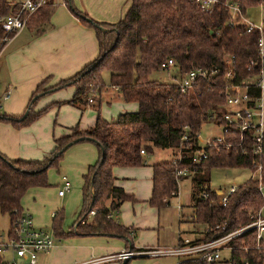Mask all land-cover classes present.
I'll return each mask as SVG.
<instances>
[{
  "label": "trees",
  "instance_id": "1",
  "mask_svg": "<svg viewBox=\"0 0 264 264\" xmlns=\"http://www.w3.org/2000/svg\"><path fill=\"white\" fill-rule=\"evenodd\" d=\"M8 1L0 0V14L16 9L17 3L10 5ZM234 1L241 13L252 5L264 3V0ZM222 2L215 0L211 11L205 12L192 0H129L120 18L105 22L87 17L72 7L71 0H64L70 11L92 28L97 54L72 75L51 85H45L44 81L37 84L21 119L17 118L22 113L18 116L0 113V121L20 127L40 116L51 104L67 103L80 110L88 104L97 110L101 102L99 93L105 88L103 69L109 72L107 86L114 88L124 102H135L136 109L119 112L112 119L96 114L94 122L83 129L77 125L68 127L67 133L53 137L52 148L39 159H10L0 154V212L7 213L10 221L14 212L20 211L19 199L28 187L48 184L46 170L58 165L66 148L76 142L90 141L97 149V158L81 175L80 210L66 231L61 228V210L54 212L50 227L55 237L99 234L130 240L129 229L112 217L124 200L131 199L130 194L114 183L112 168L142 165L144 154L153 148L177 149L180 158L175 163L165 160L150 164L149 205L159 208L168 204L169 198L176 195L178 181L190 176L192 220L202 224L203 239L217 238L251 221L264 203L258 188L264 182V155L252 153L250 133L245 131L240 138L237 131L225 127L222 132L231 144L229 149L220 145L201 147L197 142L202 122L224 124L225 86L229 81L239 82L252 74L257 66L246 69V64L250 60L257 63L259 58L258 29L247 30L240 20L229 24ZM53 7L50 1L40 6L26 19L24 27L40 32ZM3 34L0 28V38ZM167 58L174 61L179 74L195 67H202L207 73L196 77L192 87L184 92L175 82L149 79L151 72L167 69L161 67ZM225 58L230 59L229 64L224 63ZM229 68L232 77L227 79ZM65 86L73 87L67 100L33 109L39 96ZM249 94L258 95V88L251 85ZM76 138L79 139L73 142ZM68 142L72 143L65 146ZM199 149L204 150L205 157L191 161ZM257 163L260 181L250 176L234 186L224 205L212 202L217 192L208 184L211 168L247 167L253 171ZM181 166H186L188 173L175 176V168ZM91 210L93 213L89 214ZM222 246L229 249V264H264L259 260L264 246L261 239L256 242L253 228L230 237ZM129 247H133L131 243ZM175 264H205V261L191 257Z\"/></svg>",
  "mask_w": 264,
  "mask_h": 264
},
{
  "label": "crops",
  "instance_id": "2",
  "mask_svg": "<svg viewBox=\"0 0 264 264\" xmlns=\"http://www.w3.org/2000/svg\"><path fill=\"white\" fill-rule=\"evenodd\" d=\"M127 2L129 4V0H71V5L96 21L113 22L123 15L128 6ZM55 3L46 25L40 32L35 33L32 29L24 27L11 36L9 41L0 49V91L7 87L11 89L9 97L1 102L0 113L12 116L20 115L25 111L27 102L37 84L44 81L45 85H51L68 77L97 54V45L92 28L82 23L64 3L59 1ZM243 14L244 18L248 20L245 12ZM24 29L27 31H24ZM67 88L69 89L65 87L50 89L39 96L44 97L37 99L40 100L37 109L55 101L67 100L73 91L72 87L68 86ZM108 89L113 90L115 95L119 96L114 88L108 87ZM52 90L55 91L51 92ZM101 92L99 93L100 101ZM261 100L264 121V98L262 99V96ZM87 106L88 104L80 110L67 103L51 104L40 116L20 127H14L9 122L0 121V154L10 159L41 158L52 148L53 137L67 133V128L72 125H77L79 129H83L94 122L96 116L90 123L81 120L82 112L87 109ZM135 109V102H126L125 107L123 106L119 112ZM173 151L171 150L172 153ZM64 152H67V158H65L63 164L71 166V169L77 174V177H80L82 182V173L86 170L87 165L93 163L97 158L95 145L90 141H80L67 147ZM152 163L154 162L145 160L142 165L115 166L112 168L114 183L131 195V199L123 202L129 201L135 206L148 204L147 199L151 190L150 164ZM61 175L65 176V174L59 175L58 188L61 186ZM65 177L68 179L67 176ZM219 191L222 190L218 189L216 192ZM64 193L57 195L61 197ZM156 209L158 210V208ZM146 210L148 209L146 208ZM52 212H50V216H52ZM259 212L262 215L261 208ZM119 215L120 207L112 214V217L129 229L130 240L115 235L99 234H75L70 237H63L60 243H55L54 240L49 250L38 253L35 264H77L127 248L130 243L133 248L155 245L170 246L177 242L179 233L185 236L197 234L179 230L180 221L185 219L181 211V205L176 210L174 218V227H176L174 242L169 245L160 244L159 242L158 217L147 223L139 221L122 223L119 220ZM139 216H141V212H139ZM187 216H191V213L187 212ZM132 217H136V214L133 213ZM137 219L141 220L140 217H137ZM263 232H261V241L264 246ZM55 238L58 237L54 236ZM111 238H122L124 241L122 242V239H120L119 244L113 246L111 240H109ZM179 260L174 257V259H164L152 264H175ZM113 264H116V262H113Z\"/></svg>",
  "mask_w": 264,
  "mask_h": 264
},
{
  "label": "built area",
  "instance_id": "3",
  "mask_svg": "<svg viewBox=\"0 0 264 264\" xmlns=\"http://www.w3.org/2000/svg\"><path fill=\"white\" fill-rule=\"evenodd\" d=\"M50 1L51 3L61 2L64 0H10L8 4L17 3V7L13 11L0 14V28L3 31V36L0 38V49L9 41L11 36L19 32L25 26L26 19L36 11L40 6ZM195 5L202 11L210 12L215 0H192ZM223 6L228 13V23L234 24L236 21H243L245 28L248 30L256 27L259 31V36L256 41L258 51V62L249 61L246 64V69H252L257 66L255 71L239 82H232L225 86L223 90L224 103L226 110L222 114L224 124L222 125L221 134L209 139L205 145L217 147L218 145L225 149L230 148V143L224 138L223 132L227 128L237 131L241 138L243 132H249L252 139V153L260 156L264 155V121L262 117V100L261 91L264 83V26L261 23L254 25L244 18V14L240 12L238 4L234 0H223ZM263 21V20H262ZM10 34V35H9ZM12 34V35H11ZM224 63L229 64L230 59L225 58ZM174 61L167 58L161 63V67L168 68L173 66ZM206 70L202 67H195L183 72L182 77L176 82L179 90L184 92L190 89L196 77L206 75ZM225 76L232 77L230 68ZM251 85L258 88V95L251 97L249 88ZM9 87L0 91V107L1 102L7 99L10 95ZM90 101V99H88ZM142 153V149L139 150ZM205 157L203 149H199L191 156V161L198 162ZM180 158L177 153L171 158V163H175ZM186 166L176 167L174 170L175 176H181L188 173ZM251 177H255L260 181V164L257 163ZM61 186L57 189V194L61 195L68 191L70 187L69 180L64 176H60ZM234 186H230L226 191H219L212 200L218 204L224 205L227 194L233 190ZM259 188V185H258ZM202 195H206L202 193ZM260 208L253 214L251 221L244 226L234 229L214 239H203L202 231L196 235L185 236L179 233L177 242L170 246H145L139 248H124L119 251L104 254L94 257L88 261L77 264H96L105 261H114L119 264L123 259H130L136 256H174L178 259L186 257H196L203 259L205 264L214 263L219 257V250L225 241L230 237L242 232L247 228L255 230L256 242L261 239V232L264 231V216L260 215ZM93 210L89 214H92ZM54 212H52V215ZM54 241V235L48 228L36 226L33 223L31 214L28 211H16L9 221V226L4 235L0 234V264H35L36 255L40 251L50 249ZM259 260L264 263V253L260 255Z\"/></svg>",
  "mask_w": 264,
  "mask_h": 264
},
{
  "label": "rangeland",
  "instance_id": "4",
  "mask_svg": "<svg viewBox=\"0 0 264 264\" xmlns=\"http://www.w3.org/2000/svg\"><path fill=\"white\" fill-rule=\"evenodd\" d=\"M56 3H54L55 5ZM128 4V2H127ZM245 15L248 21L254 25H258L264 19V3L258 5H252L245 10ZM24 31H27L24 29ZM264 40V34L262 35ZM108 71L103 69L101 71L102 79L105 83V88L101 90V102L97 110H93L90 105L87 109L83 110L81 120L83 122L90 121L94 119L96 114L105 119L114 118L117 113L121 110L126 102H123L120 96L115 95V92L108 89ZM182 77L176 70L175 66H168L167 69H158L149 74V79L157 80L160 82H178ZM45 87V86H43ZM68 87V86H67ZM65 86L66 89H69ZM72 87V86H70ZM73 88V87H72ZM55 90H52L53 92ZM49 92V93H51ZM117 93V92H116ZM118 94V93H117ZM262 99L264 98V83L261 91ZM44 97V96H42ZM42 97H39L42 98ZM38 99V98H37ZM35 100L33 109H37L40 104V100ZM222 124H216L212 120H206L201 123L197 142L198 145L203 147L205 143L221 134ZM168 148H153L149 153L144 154V159L147 162H158L171 160V158L177 154V150ZM197 152V151H196ZM67 158V152H63L58 165L50 166L46 170V180L48 185L46 186H30L28 187L19 199V206L21 211H28L31 214L34 225L45 227L51 230V217L50 212L61 210L62 220L61 228L66 231L68 227L72 226L76 213L80 208V177L71 169V166L63 164ZM93 162V161H92ZM60 174H65L70 182V187L68 191L64 193L63 196L57 195L58 189V178ZM251 176V171L247 167H224V168H211L209 175V187L215 191L218 189L226 191L230 186H236L242 183L246 178ZM178 192L176 196H172L169 203L160 206L158 210L156 207L149 204L142 206L132 205L129 201L123 202L120 206L119 220L122 223H130L139 221L142 223H147L158 217V238L160 244L165 243L167 245L172 244L173 238L176 233V227H174V218L176 210H178L179 205H181V211L183 212V217L185 219L180 221L179 230L189 231L191 233H199L202 230V224L195 222L192 216V207L190 205V192H191V179L190 176L185 177L178 181L177 184ZM262 200L264 202V182L259 185ZM138 210H137V209ZM146 208L148 210H146ZM141 212V216H139ZM187 212L191 213V216H187ZM135 213L136 217H132ZM261 213L264 215V203L261 206ZM140 217L141 220L137 219ZM9 226V219L7 213L0 212V234L4 235ZM193 229V230H192ZM191 230V231H190ZM264 235V232L262 233ZM70 237V236H69ZM99 237V236H98ZM101 237V236H100ZM264 237V236H263ZM119 238V237H117ZM107 239V238H104ZM122 239V238H120ZM120 239L111 238V244L116 246L119 244ZM55 243H60L62 237L54 239ZM264 240V238H263ZM69 241V240H68ZM115 241V242H114ZM124 240L122 239V242ZM134 241V239H133ZM114 242V243H113ZM42 252V251H40ZM38 252V253H40ZM37 253V254H38ZM229 255V249L227 247H221L219 250L218 259L212 264H229L227 258ZM174 259V256H160V257H149V256H136L130 258L127 264H152L153 262H160L164 259ZM186 258H191L186 257ZM114 261H105L106 264H113ZM103 263V262H102ZM39 264V263H38Z\"/></svg>",
  "mask_w": 264,
  "mask_h": 264
},
{
  "label": "water",
  "instance_id": "5",
  "mask_svg": "<svg viewBox=\"0 0 264 264\" xmlns=\"http://www.w3.org/2000/svg\"><path fill=\"white\" fill-rule=\"evenodd\" d=\"M25 113H26V111H24V112L22 113V115L19 116L17 119H21V118L25 115ZM80 138H81V137H80ZM78 139H79V138L74 139L73 142H74V141H77ZM71 143H72V142H68L65 146H68V145H70ZM128 248H130V247H128ZM127 261H128V259H123V260H121V262H120L119 264H126Z\"/></svg>",
  "mask_w": 264,
  "mask_h": 264
}]
</instances>
